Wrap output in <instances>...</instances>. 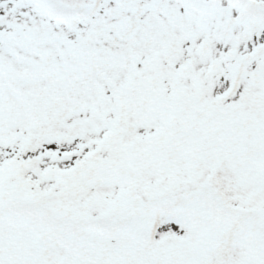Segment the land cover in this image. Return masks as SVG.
<instances>
[{
    "label": "snow or ice",
    "instance_id": "1",
    "mask_svg": "<svg viewBox=\"0 0 264 264\" xmlns=\"http://www.w3.org/2000/svg\"><path fill=\"white\" fill-rule=\"evenodd\" d=\"M0 264H264V0H0Z\"/></svg>",
    "mask_w": 264,
    "mask_h": 264
}]
</instances>
